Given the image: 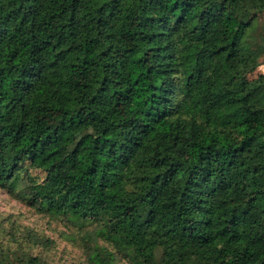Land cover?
<instances>
[{"label": "trees", "instance_id": "1", "mask_svg": "<svg viewBox=\"0 0 264 264\" xmlns=\"http://www.w3.org/2000/svg\"><path fill=\"white\" fill-rule=\"evenodd\" d=\"M0 190L79 264H264V0H0Z\"/></svg>", "mask_w": 264, "mask_h": 264}, {"label": "rangeland", "instance_id": "2", "mask_svg": "<svg viewBox=\"0 0 264 264\" xmlns=\"http://www.w3.org/2000/svg\"><path fill=\"white\" fill-rule=\"evenodd\" d=\"M256 151V148L253 149ZM0 213L2 214H19L24 216L26 224L35 227L38 230L45 232L48 236L53 238L57 245L53 250V255L56 264H79L80 253L76 248H73L61 235L62 227L49 223L47 220L42 219L40 216L35 215L30 209L20 203L12 200L8 195L0 190ZM123 249L128 253L133 264H146L138 259L133 248L128 240L120 241Z\"/></svg>", "mask_w": 264, "mask_h": 264}]
</instances>
